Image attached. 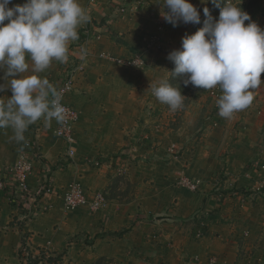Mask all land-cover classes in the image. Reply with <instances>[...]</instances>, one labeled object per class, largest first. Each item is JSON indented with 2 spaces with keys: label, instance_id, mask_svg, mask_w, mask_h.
<instances>
[{
  "label": "crops",
  "instance_id": "obj_1",
  "mask_svg": "<svg viewBox=\"0 0 264 264\" xmlns=\"http://www.w3.org/2000/svg\"><path fill=\"white\" fill-rule=\"evenodd\" d=\"M146 1L140 14L121 19L110 14L109 0H97L94 7L79 0L90 20L69 44V58L87 53L75 90L65 98L80 114L73 159L54 134V119L29 125L19 143L12 128L0 129L5 185L0 189V264H24L23 233L34 254L46 251L61 257L59 264H264V83L254 90L253 103L231 120L218 114L219 88L218 96L210 95L212 89H195L187 95L183 125L171 135L162 115L165 104L154 97L150 83L169 80L174 63L167 57L182 49L195 24L174 27L161 15L166 11L162 0ZM189 2L201 17L207 0ZM87 28L92 34L81 41ZM135 56L141 57V68L115 62ZM29 63L23 76L35 74ZM65 64L54 61L37 75L56 86ZM4 76L0 70V84L7 83ZM11 96L10 88L0 92V103ZM28 142L41 156L30 187L37 188L46 175L55 194L47 199L48 208L19 230L25 210L8 197L9 172ZM173 148L172 161L161 162ZM74 183L82 185L90 204L67 211L61 193ZM100 193L106 204L94 211L91 203ZM161 215L178 220L156 223Z\"/></svg>",
  "mask_w": 264,
  "mask_h": 264
},
{
  "label": "clouds",
  "instance_id": "obj_2",
  "mask_svg": "<svg viewBox=\"0 0 264 264\" xmlns=\"http://www.w3.org/2000/svg\"><path fill=\"white\" fill-rule=\"evenodd\" d=\"M203 2V0H202ZM220 7V0H211ZM12 0H0V70L10 88L11 98L0 103V129L12 128L16 142L25 140L29 125L43 119L48 125L54 119L65 120L62 91L39 73L53 62L67 63L69 44L76 41L78 29L89 22L87 11L79 0H27L22 6L9 7ZM161 15L174 27L200 24L197 7L189 0H162ZM204 26L182 39V49L174 50L168 59L175 65V77L184 76L183 84L211 90L219 88V116L227 120L246 110L254 100L253 92L264 80V30L232 0H224L219 20L213 22L209 9ZM5 21H8L5 25ZM249 21L246 25L245 22ZM35 74L23 76L29 71ZM18 77V78H17ZM149 90L161 104L176 111L186 99L179 88L162 79L150 83Z\"/></svg>",
  "mask_w": 264,
  "mask_h": 264
},
{
  "label": "built area",
  "instance_id": "obj_3",
  "mask_svg": "<svg viewBox=\"0 0 264 264\" xmlns=\"http://www.w3.org/2000/svg\"><path fill=\"white\" fill-rule=\"evenodd\" d=\"M97 0H89L90 7H94ZM147 6L146 0H109L110 14L116 15L118 18L131 17L136 14H140ZM109 22V17L105 18L104 24ZM86 39L92 34L91 29L87 28L84 31ZM159 32H163V27H159ZM86 34V35H85ZM87 56L84 53L83 58ZM83 58L75 60L69 58L68 62L64 65L63 76L55 87L62 91L61 103L65 107V120L58 123L54 130L56 137L67 144V158L73 159L76 154V147L78 144L76 137L75 127L80 121V114L77 110L70 107L65 102L67 95L73 93L76 85V77L81 72L83 66ZM120 65H124L130 68H141L144 63L140 56H135L129 59H117L115 60ZM219 89L214 88L211 90V96H218ZM174 149V148H173ZM39 148L28 142L25 144V152L22 154L20 160L10 169V175L12 188H9L8 197L14 201L15 204L22 207L25 210L23 213L24 220L19 223V230H25L27 228V222L30 221L31 216L37 214L41 210L48 208L46 204L47 199L54 195V189L49 176H43L41 183L35 189H32L29 184V178L33 175L35 169V163L41 159ZM191 189H196V184L192 182H185ZM3 183L0 181V189H4ZM11 190V191H10ZM8 191V190H7ZM62 202L65 210L74 211L81 207L88 206L89 200L80 183H74L63 189ZM106 204V198L104 194H97L91 203V209L94 211L101 210ZM16 223V222H15ZM28 237L25 233L22 235V247L20 249V256L24 264H53L49 262V259L55 258L46 251L34 254L29 246Z\"/></svg>",
  "mask_w": 264,
  "mask_h": 264
},
{
  "label": "rangeland",
  "instance_id": "obj_4",
  "mask_svg": "<svg viewBox=\"0 0 264 264\" xmlns=\"http://www.w3.org/2000/svg\"><path fill=\"white\" fill-rule=\"evenodd\" d=\"M232 2L237 5V6H241V8L247 12L250 17L251 20L256 22L258 24V26L264 30V0H232ZM14 4H10L9 7H14ZM224 6V0H220V7H217L216 4L212 3L211 0H207V5L206 7L209 9L211 18L213 20V22H216L219 20V16H220V8ZM208 19V17H206L203 13V15L201 16V23L200 24H195V26L193 27V30L188 34V36L195 34L199 29H201L204 26V21ZM7 23H9L8 21H5V25H7ZM249 23V21H246L245 24L247 25ZM197 26L199 27L197 29ZM197 29V30H196ZM175 65L173 64L171 66V70H170V77L168 82L170 84H172L174 87L178 88V85L175 84V82L180 78L179 77H175L171 72L174 71ZM264 77V76H263ZM197 89V88H195ZM192 92V91H190ZM188 94L183 95L186 99L184 100V104L183 107L178 109V111H172L170 110L168 105H165V109L162 113L163 115V119L165 120V126L166 129L168 130L169 133L175 134V128H178L180 125H183V116L185 113V108L188 105ZM182 109V111L184 112H180V110ZM198 135V134H196ZM173 152L171 153V157H164L163 158V163L165 164H169V162L172 161V155L175 156V148L172 149ZM134 190L133 185H130L128 187V191L132 192ZM252 264H258L255 263L254 261L251 262ZM97 264H113L111 261H100Z\"/></svg>",
  "mask_w": 264,
  "mask_h": 264
},
{
  "label": "trees",
  "instance_id": "obj_5",
  "mask_svg": "<svg viewBox=\"0 0 264 264\" xmlns=\"http://www.w3.org/2000/svg\"><path fill=\"white\" fill-rule=\"evenodd\" d=\"M27 2V0H12V3L11 4H14V5H23ZM199 27L197 26V29ZM196 29V30H197ZM85 40V36H84V32H81V41H84ZM179 77V76H178ZM186 77L184 76H180V78L175 82L176 85H178V88L179 90L182 92V95H185V94H189L191 93L190 91H194L196 87L192 86L191 84H189L188 86H185L183 84V80L185 79ZM126 232V231H125ZM124 233L122 234H119L118 236L122 237ZM61 261V257H55V258H51L49 259V262L50 263H53V264H59Z\"/></svg>",
  "mask_w": 264,
  "mask_h": 264
},
{
  "label": "water",
  "instance_id": "obj_6",
  "mask_svg": "<svg viewBox=\"0 0 264 264\" xmlns=\"http://www.w3.org/2000/svg\"><path fill=\"white\" fill-rule=\"evenodd\" d=\"M178 219L173 217V216H170V215H161V216H156L154 218V221L156 223H161L163 221H177Z\"/></svg>",
  "mask_w": 264,
  "mask_h": 264
}]
</instances>
